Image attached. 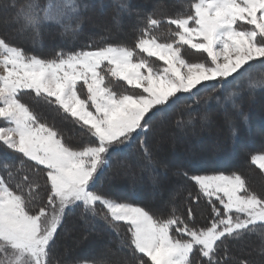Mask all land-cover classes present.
Listing matches in <instances>:
<instances>
[{
	"label": "snow or ice",
	"instance_id": "6c2138e0",
	"mask_svg": "<svg viewBox=\"0 0 264 264\" xmlns=\"http://www.w3.org/2000/svg\"><path fill=\"white\" fill-rule=\"evenodd\" d=\"M88 7L85 0L0 2V11L12 13L17 33L40 47L37 38L47 26L70 40L82 34ZM172 7L170 0H153L152 10L142 14L121 0L102 46L53 49L47 57L0 35V148L11 153L0 161V264H264V189L255 190L243 174L191 176L197 191L189 192L190 201L210 206L204 224L191 206L186 213L172 201L146 208L97 189L113 154L133 142L142 149L141 170H154L148 139L164 141L166 129L155 122L162 118V125L182 100L199 103L202 92L246 77L243 86L215 97L246 124L240 98L264 90V0H189L174 13ZM122 13L136 17L130 41L118 35ZM189 50L205 59L189 60ZM46 108L71 118L80 146L47 122ZM189 117L175 124L182 135L196 128ZM212 122L205 109L200 123ZM225 124L236 137L235 120L226 116ZM124 159L116 161L117 174H131ZM251 164L264 176V151L251 155ZM76 209L93 229L97 218L105 221L118 239L115 250L91 259L57 256L61 234L71 231L69 212ZM125 250L130 258L118 255Z\"/></svg>",
	"mask_w": 264,
	"mask_h": 264
},
{
	"label": "trees",
	"instance_id": "16d2710c",
	"mask_svg": "<svg viewBox=\"0 0 264 264\" xmlns=\"http://www.w3.org/2000/svg\"><path fill=\"white\" fill-rule=\"evenodd\" d=\"M0 2H3V0H0ZM40 2L44 4L46 3V0H40ZM85 2L89 5L88 10L84 13V15L88 17V20L83 26L82 34H80L74 40L62 37L59 34L60 29L54 25L47 26L43 30L42 34L39 37V42L42 43V46L46 44L45 41L51 43V50H46L44 48L36 49V47L32 45L31 40L22 39L21 41H16L12 38V34L7 33L5 35L1 30L0 35L5 36L11 43L24 47L25 50L29 53H35L46 57L49 56L53 49L64 48L78 50L81 47L87 46L89 43H93L95 46H102L104 41L101 39V37L107 35L106 28H110L113 26V18L117 16V9L118 5L121 3V0H85ZM126 2L130 4L133 10H138L142 14H145L152 10L151 3H153V0H126ZM143 3H145V5ZM170 3L174 6L171 8V11L174 13L179 9H186L188 7L189 0H170ZM8 13L12 14L11 12ZM120 15L121 32H119L118 35L119 37H127L130 41L133 35L131 29L132 26L136 23V17L135 15L130 16L123 13ZM130 21L133 22L132 26H124V22ZM98 24L100 28L105 30L106 34H104L102 30L101 32H90L89 28ZM187 57L192 61L205 59V56L203 54H194L191 53L190 50L187 53ZM251 63L256 64L258 62ZM245 67H247V65ZM241 71H243V69ZM251 74L252 76L258 78L260 72L253 70ZM245 83L246 77L236 81L235 84L227 85L223 88H217L215 92H202L199 97V103L196 102V98H188L182 100L180 103H177L173 106V108L167 114V118L163 119L162 125L160 124V120L162 118H157V121L155 122L157 124V127L162 126L163 128H166L168 132L173 133L177 131L175 127L176 122L178 120L187 121V119L189 118V113H191L195 115V118L193 119L196 122V128L194 132L199 134L200 132H202L204 127L200 123V116L203 113L201 112V110L203 111L205 109H208L209 115L212 117L214 127H216L215 129H217L220 133L219 137H225L228 138V140L225 142L218 139L212 140L210 142L208 141L205 145V150H195L194 152H189L188 150H186V146L184 147L183 145L185 143L188 144V142L180 138L185 135H182L179 132L176 134L179 135L178 138H180V142L182 144H175L171 147V151L174 152V154H180V156L182 154L183 157L187 158L188 155H190L189 157L192 156L193 161L198 158V160L200 159L199 161L204 160V162H207V165L201 166L199 164L200 166H194L193 168L180 166V168H176L171 171L167 169L168 173L166 170H160V163L157 160H163L161 163L165 165L172 162L173 160L172 156L165 157V155H162L163 152H169L170 146H165L166 148H164L163 151H161V148H158V151L154 150L150 145L151 140H153L154 137H150L148 139V145L154 157V168L161 172V177H157L155 180L152 178L149 172L139 175L141 165L144 164L145 161L139 143L133 142L130 147H124L119 151V153L113 154V166L111 169H108L103 173L100 181L97 184V189L99 191L109 193L112 197L120 201L129 202L137 206H144L146 208H156L161 206L162 204H167L165 203V200L168 199L171 192V194H173L175 197L173 203L178 206L181 212L186 213L189 206L193 208L196 213V221L198 224L209 222L208 212L210 206H207L206 201L203 199H201L198 203H192L190 201L189 192L195 194V192L197 191V189L194 187L193 181L191 180L192 175H211L220 173L231 174L232 172H237L239 174H243L246 178H248L251 186L255 190L260 191L264 189V176H261L259 170L251 164V155L258 154L259 152L264 151V143H261L262 145L255 146V142L259 141L258 138L264 137V90H256L254 94H249L247 91H245L240 98L239 104L241 105V110L247 116L246 124L243 122L242 118L235 110H233L231 107H228L225 110L222 105L218 106L215 99V97L223 98L224 96H226L228 91L234 88L236 84L243 86ZM117 90L131 91V89L124 88H118ZM209 97L212 98L209 99ZM25 101L29 104H33V106L36 107L30 97H25ZM259 102L260 104H258ZM189 105L191 107H189ZM43 115L49 124H55V126L64 133L65 141L67 143L73 146H80L82 144L83 139L78 135L79 129L70 123L71 118H69L68 121H65L63 119V114L57 115L54 108L44 109ZM226 116L234 119L238 125L239 133L236 137H233L230 134V131L225 124ZM257 118L260 119V121H258ZM258 127H260L259 129L262 128L263 131L256 130L258 129ZM216 146H218V148ZM181 147H184L182 148L184 150H182ZM185 152H189V154H186ZM210 152L212 154H210ZM10 158L11 153L6 152L3 148H0V161ZM122 158H125L124 162L125 160L133 162L131 163V165L127 163L130 166L131 174H124V170L122 169L120 170L119 174H117L118 165L116 161ZM229 159H231V161ZM241 165H243V167H241ZM128 176H133V179L135 180L133 181V185L126 183ZM153 180H155V183H153ZM122 185H124V188H121ZM143 185H145V188L152 186L155 187V185H161L162 190L161 188L157 187V193H154L151 197H142V190H137V188ZM118 188L121 189L117 190ZM161 201L163 202L160 204ZM80 217L81 212L79 209H76L75 212H69L66 220V227L69 225V221L71 220L74 221L75 226H78V228H82L83 225L86 226L85 229H83L84 231H82L86 234V237L83 238L81 243L84 244V247L90 246V244L97 243L98 241H103L106 243L105 240L107 239L111 241L110 248L115 250L118 244V239L115 233H113L109 229L105 221L97 218L93 229L91 225L85 224ZM119 231L121 235H124V226H122ZM254 241L255 237H252L251 242ZM59 247L60 245L57 246V248ZM232 252L233 254H236L235 247L232 248ZM98 255L93 254L91 256V253L80 254L74 252L73 254L70 253L69 256L65 258L68 260H80L91 259ZM118 255L125 258H130V253L127 250L118 253Z\"/></svg>",
	"mask_w": 264,
	"mask_h": 264
},
{
	"label": "rangeland",
	"instance_id": "374dc122",
	"mask_svg": "<svg viewBox=\"0 0 264 264\" xmlns=\"http://www.w3.org/2000/svg\"><path fill=\"white\" fill-rule=\"evenodd\" d=\"M143 4L145 5V3H143ZM151 6L153 7V3H151ZM11 17H12V14H10V13H7L6 14L3 11H0V28H1L0 30L5 35L7 33L12 34V38L14 40H16V41H21L22 39H28V40H31V42H32V39L30 37L29 38H25L23 35H20V34L17 33V31H16L17 25L12 20ZM120 19H121V15H120ZM132 25H133V22L132 21H130V22H124V26H132ZM89 30L92 33L93 32H101V30H102L103 33L106 34L105 33V30L102 29V28H100L99 24L90 27ZM45 43L46 44H44V46H42V47L35 46L36 49L44 48L46 50H51V48H52V45H50L51 43H48L47 41H45ZM37 44L38 45L40 44L39 37L37 38ZM258 104H260V102ZM201 112H204V110L203 111L201 110ZM194 118H195V115L194 114H191V119H194ZM258 121H260V119H258ZM213 125H214L213 122L210 125H208V126H204L203 125L204 126L203 127V130L199 134L193 131L192 134H189V135H185V136L180 137L183 140H186L188 142V144H186L185 142H183V143H185L183 145H184V147L186 146V150H188L189 152H194L195 150H205V147H206L205 145L207 144V142L208 141L210 142V141L216 140V139L221 140V141H224V142L227 141L228 138L219 137L220 136V133L218 132L217 129H215L216 127H214ZM259 128L260 127H258V129H256V130L263 131L262 128L261 129H259ZM164 129H166V128H164ZM176 133H179V131L177 130L176 132L171 133V132H168L166 130V137H165V139H164L163 142H160L159 141L158 135L155 136L154 139L151 140V143H150L151 148L154 149V150H157V151L161 148L162 149L161 151H163L164 148H166L168 146H171L172 147L175 144L181 145L182 143L180 142V138H178L179 135H177ZM263 138L264 137H259L258 138L259 141H256L255 142L256 143L255 146L262 145L264 143ZM171 147L169 149V152H164V153H162V155H165V157L172 156L173 157L172 163L170 162L168 165H165V164L161 163L163 160H157L161 164V165L159 164V166H160L159 169L160 170H166L167 173H168V170L167 169H169L171 171V170H174L176 168L177 169L180 168V166H184V167H187V168H193L194 166L207 165L206 164L207 162H202L204 160L199 161L200 159L198 160V158H196V160L193 161L192 156L189 157L190 155H188V158H187V157H183L182 154H181V156H180V154H174V152L171 151ZM184 147H181V149L184 148ZM216 147L218 148V146H216ZM189 152H187V154H189ZM210 154H212V153L210 152ZM205 159H207V158H205ZM229 160L231 161V159H229ZM125 162L128 163V164H130V165H131V163H133L132 161H126V160H125ZM241 167H243V165H241ZM139 171H140L139 175L140 174H145L146 172H149V174H151L152 178L155 179V180H156L157 177H161L162 176L161 172L158 171L156 168H154V170L151 169V168H149V169L144 170V171H142L141 168H140ZM133 181H135L133 179V176H128L127 177V180H126V183L133 185L134 184ZM131 182H133V183H131ZM157 187L161 188V190H162V186L161 185H155V187L152 186V187H147V188H145V185H143V186H139L137 188V190H142L141 191V196L142 197H151L154 193H157L156 192L157 191ZM121 188H124V185H122ZM121 188H118L117 190H119ZM174 198H175L174 195L171 194V192H170V195H169L168 199L165 200V203H168L169 201H172L173 202L174 201ZM162 202L163 201H161L160 204ZM67 227L71 231L68 232L67 234H62L61 239L58 242V245H60V247L56 249L57 256H60L62 258H65V257L69 256L70 253L73 254L74 252L80 253V254H90L91 253V256L93 254H95V255L97 254L98 255V254L103 253L106 249L110 248V246H111L110 245L111 241L106 239L105 240L106 243L103 242V241H101V242L98 241L97 243L90 244V246H88V247L87 246L84 247V244H81V243H82L83 238L86 237V234H85V232H82V231H84L83 229H85L86 226L83 225L82 228H78V226H75L74 221L71 220V221H69V225ZM80 231H81V233H80ZM236 254H239L237 249H236ZM255 256H256V253L253 252L252 253V257H255ZM121 257H123V256H121ZM123 258H125V257H123Z\"/></svg>",
	"mask_w": 264,
	"mask_h": 264
},
{
	"label": "bare ground",
	"instance_id": "6f19581e",
	"mask_svg": "<svg viewBox=\"0 0 264 264\" xmlns=\"http://www.w3.org/2000/svg\"><path fill=\"white\" fill-rule=\"evenodd\" d=\"M90 20V19H89ZM131 32V31H130ZM254 107V106H253ZM263 116V115H262ZM258 122V121H257ZM220 123V122H219ZM214 124V123H213ZM214 126V125H213ZM168 128V127H167ZM215 138V137H214ZM208 141V140H207ZM160 144V143H159ZM171 147V146H170ZM178 150V149H177ZM184 150V149H183ZM164 153V152H163ZM186 153V152H185ZM187 154V153H186ZM224 155V154H223ZM227 157V156H226ZM161 158V157H160ZM195 158V157H194ZM178 159V158H177ZM165 161V160H164ZM181 162V161H180ZM204 162V161H203ZM172 163V162H171ZM169 164V163H168ZM167 164V165H168ZM179 164V163H178ZM160 167V166H159ZM177 178V177H176ZM177 180V179H176ZM162 181V180H161ZM168 184V183H167ZM143 189V188H142ZM89 238V237H88ZM93 242V241H92ZM76 243V242H75ZM86 244V243H85ZM88 247V246H87Z\"/></svg>",
	"mask_w": 264,
	"mask_h": 264
}]
</instances>
